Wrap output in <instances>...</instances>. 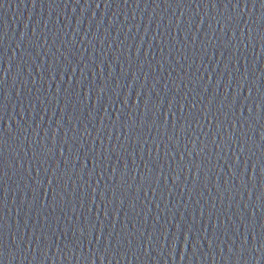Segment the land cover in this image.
Listing matches in <instances>:
<instances>
[{
  "label": "water",
  "instance_id": "obj_1",
  "mask_svg": "<svg viewBox=\"0 0 264 264\" xmlns=\"http://www.w3.org/2000/svg\"><path fill=\"white\" fill-rule=\"evenodd\" d=\"M0 264H264V0H0Z\"/></svg>",
  "mask_w": 264,
  "mask_h": 264
}]
</instances>
